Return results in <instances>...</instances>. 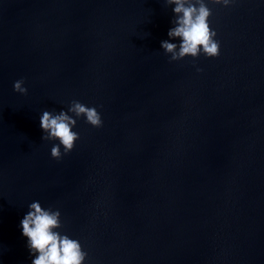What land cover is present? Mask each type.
<instances>
[{
  "label": "water",
  "instance_id": "95a60500",
  "mask_svg": "<svg viewBox=\"0 0 264 264\" xmlns=\"http://www.w3.org/2000/svg\"><path fill=\"white\" fill-rule=\"evenodd\" d=\"M206 3L219 56L170 61L166 0H0V264H32L33 201L83 264H264V0ZM72 100L103 124L57 160Z\"/></svg>",
  "mask_w": 264,
  "mask_h": 264
},
{
  "label": "clouds",
  "instance_id": "9594fccd",
  "mask_svg": "<svg viewBox=\"0 0 264 264\" xmlns=\"http://www.w3.org/2000/svg\"><path fill=\"white\" fill-rule=\"evenodd\" d=\"M232 0H211L213 4L229 5ZM172 9L174 25L168 31L170 40L161 41V48L170 54V61L183 59L185 56L198 57L203 53L206 57L220 54V43L215 39L216 31L211 28L209 17L212 10L206 0H166ZM197 71L202 69L197 68ZM23 79L14 82V91L27 94ZM72 113V115H69ZM84 117L93 127L103 124L101 114L96 107H89L78 100H72L67 111L52 112L44 110L40 116V127L43 140H58L51 148V156L59 160L63 153L67 154L75 147L80 138L73 128L77 119ZM28 211L21 220L22 235L27 238V247L34 258L32 264H83L87 253L77 239L62 234L57 229L62 227L61 213L58 209L42 207L39 201L28 205Z\"/></svg>",
  "mask_w": 264,
  "mask_h": 264
}]
</instances>
